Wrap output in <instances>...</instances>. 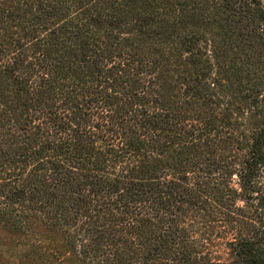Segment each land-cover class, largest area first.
Masks as SVG:
<instances>
[{
  "label": "trees",
  "instance_id": "16d2710c",
  "mask_svg": "<svg viewBox=\"0 0 264 264\" xmlns=\"http://www.w3.org/2000/svg\"><path fill=\"white\" fill-rule=\"evenodd\" d=\"M0 228L2 264H264V0H0Z\"/></svg>",
  "mask_w": 264,
  "mask_h": 264
},
{
  "label": "rangeland",
  "instance_id": "374dc122",
  "mask_svg": "<svg viewBox=\"0 0 264 264\" xmlns=\"http://www.w3.org/2000/svg\"><path fill=\"white\" fill-rule=\"evenodd\" d=\"M3 234V231L1 230V228H0V235H2ZM56 240H58L59 239V237H54ZM7 243H9V240L8 239H0V246H3V244H7ZM2 263H4V262H2V260H0V264H2Z\"/></svg>",
  "mask_w": 264,
  "mask_h": 264
}]
</instances>
